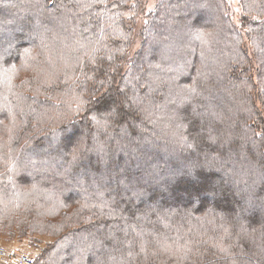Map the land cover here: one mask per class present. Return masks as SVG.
Segmentation results:
<instances>
[{
    "label": "trees",
    "instance_id": "trees-1",
    "mask_svg": "<svg viewBox=\"0 0 264 264\" xmlns=\"http://www.w3.org/2000/svg\"><path fill=\"white\" fill-rule=\"evenodd\" d=\"M154 1L0 0V239L33 264H264V0Z\"/></svg>",
    "mask_w": 264,
    "mask_h": 264
},
{
    "label": "rangeland",
    "instance_id": "rangeland-1",
    "mask_svg": "<svg viewBox=\"0 0 264 264\" xmlns=\"http://www.w3.org/2000/svg\"><path fill=\"white\" fill-rule=\"evenodd\" d=\"M154 0H147V3L145 5V11L146 13L143 15V17L149 12L151 7L154 5ZM228 5L231 9V17L232 21L238 25L239 24V19L241 16V12L238 6V0H227ZM141 18V22H142ZM137 30L141 28V23L140 21H137ZM135 42V40L133 41ZM147 55L151 53V43L148 44L147 46ZM159 55V54H158ZM161 58V56H160ZM56 147V146H55ZM152 149V148H150ZM163 154L160 156L161 159H163ZM107 168V166H105ZM55 220H58L57 218ZM6 240L0 239V248H3L5 253H4V264H33L32 263V258L34 256V249L30 248L29 246H24V243L21 244H16L14 241H8L5 242ZM26 259V262H25Z\"/></svg>",
    "mask_w": 264,
    "mask_h": 264
},
{
    "label": "built area",
    "instance_id": "built-area-1",
    "mask_svg": "<svg viewBox=\"0 0 264 264\" xmlns=\"http://www.w3.org/2000/svg\"><path fill=\"white\" fill-rule=\"evenodd\" d=\"M4 253H5V251L2 248H0V264H4L5 263V261H4ZM25 262H26V259H25Z\"/></svg>",
    "mask_w": 264,
    "mask_h": 264
},
{
    "label": "snow or ice",
    "instance_id": "snow-or-ice-1",
    "mask_svg": "<svg viewBox=\"0 0 264 264\" xmlns=\"http://www.w3.org/2000/svg\"><path fill=\"white\" fill-rule=\"evenodd\" d=\"M187 146H188L189 148H190V147H192V145H191V144H189V145H187Z\"/></svg>",
    "mask_w": 264,
    "mask_h": 264
}]
</instances>
